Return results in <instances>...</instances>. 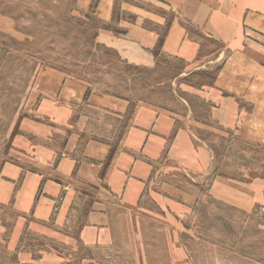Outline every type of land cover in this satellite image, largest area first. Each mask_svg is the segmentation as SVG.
<instances>
[{
    "label": "crops",
    "instance_id": "1",
    "mask_svg": "<svg viewBox=\"0 0 264 264\" xmlns=\"http://www.w3.org/2000/svg\"><path fill=\"white\" fill-rule=\"evenodd\" d=\"M130 1L119 21L114 0L99 2L98 20L121 29H101L95 42L133 68L152 70L163 54L180 63L178 89L206 105L220 130L263 147L264 0ZM145 1L171 11L169 20ZM198 73L209 81L195 83ZM35 83V106L0 166V248L15 255L14 264H95L97 248L116 241L115 208L145 211L158 161L194 173L209 166L194 127L174 113L109 95L90 106L86 84L59 72L42 71ZM91 112L105 119L92 123ZM83 189L96 197L86 210ZM152 199L164 208L171 202Z\"/></svg>",
    "mask_w": 264,
    "mask_h": 264
},
{
    "label": "rangeland",
    "instance_id": "2",
    "mask_svg": "<svg viewBox=\"0 0 264 264\" xmlns=\"http://www.w3.org/2000/svg\"><path fill=\"white\" fill-rule=\"evenodd\" d=\"M79 1L0 0V166L10 158L18 122L35 106V79L45 70L84 82L90 106L94 97L109 95L129 101L132 108L149 105L174 113L181 124L194 127L207 170L194 173L158 161L141 204L145 211L115 208L116 241L97 248L95 264H264V146L220 130L208 118L206 105L178 89L174 78L183 66L167 55L152 70L138 69L98 45L99 30L121 28L118 22L98 20L102 0ZM124 1L131 4L114 0V20L124 18L119 9ZM144 4L165 11L167 20L172 15L152 2ZM194 79L204 83L210 75L198 73ZM91 114L92 123L105 119ZM82 191L86 210L96 197L90 189ZM157 195L170 199L167 208L152 201ZM5 250L0 248V264H14L15 255Z\"/></svg>",
    "mask_w": 264,
    "mask_h": 264
}]
</instances>
